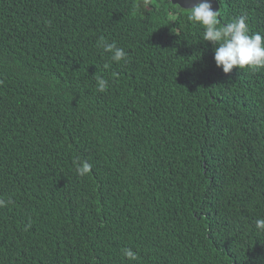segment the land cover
<instances>
[{
    "label": "trees",
    "instance_id": "obj_1",
    "mask_svg": "<svg viewBox=\"0 0 264 264\" xmlns=\"http://www.w3.org/2000/svg\"><path fill=\"white\" fill-rule=\"evenodd\" d=\"M216 1L264 36V0ZM188 14L0 0V264H264V69L224 74Z\"/></svg>",
    "mask_w": 264,
    "mask_h": 264
},
{
    "label": "clouds",
    "instance_id": "obj_2",
    "mask_svg": "<svg viewBox=\"0 0 264 264\" xmlns=\"http://www.w3.org/2000/svg\"><path fill=\"white\" fill-rule=\"evenodd\" d=\"M143 7L148 10L151 0H142ZM139 6V5H138ZM219 10L213 9L211 0H199L190 9L188 20L203 27V40L213 46L214 61L217 68L222 69L224 74H229L234 68L242 70L264 69V36L260 33L249 34L246 17L241 15L234 18L233 22L220 26ZM99 48L110 55L113 62L127 61L128 54L124 48L118 47L115 41L108 43L103 37L98 41ZM108 65H105L107 68ZM113 76L116 74L113 73ZM97 90L104 92L108 87V80L97 76ZM76 172L84 177L90 174L92 165L87 161L75 162ZM6 202L0 198V208L5 207ZM258 231L264 232V218L255 221ZM31 227L27 225L25 231ZM123 256L131 261L137 260V254L131 249H123Z\"/></svg>",
    "mask_w": 264,
    "mask_h": 264
},
{
    "label": "water",
    "instance_id": "obj_3",
    "mask_svg": "<svg viewBox=\"0 0 264 264\" xmlns=\"http://www.w3.org/2000/svg\"><path fill=\"white\" fill-rule=\"evenodd\" d=\"M172 5H176L181 9L189 10L195 3L199 0H170ZM213 4V9L218 10V3L216 0H211Z\"/></svg>",
    "mask_w": 264,
    "mask_h": 264
}]
</instances>
